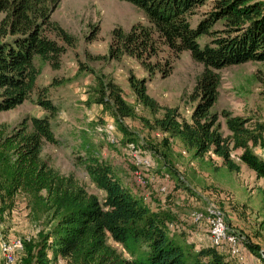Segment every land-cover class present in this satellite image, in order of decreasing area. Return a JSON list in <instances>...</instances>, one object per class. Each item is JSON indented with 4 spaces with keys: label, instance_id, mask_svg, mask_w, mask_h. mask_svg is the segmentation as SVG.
<instances>
[{
    "label": "trees",
    "instance_id": "obj_1",
    "mask_svg": "<svg viewBox=\"0 0 264 264\" xmlns=\"http://www.w3.org/2000/svg\"><path fill=\"white\" fill-rule=\"evenodd\" d=\"M59 1L0 0V112L22 103L34 90L37 104L48 112L24 118L10 130L0 124V213L11 211L20 194L28 215L41 218L42 224L35 236L22 241L19 264H54L59 258L65 264H229L216 247L196 246L177 229L170 232L169 225L176 223L172 210L160 204L151 210L106 160L90 153L82 162L91 182L103 193L99 198L71 173H60L42 158L43 144L55 141L50 119L57 108L45 95L47 87L36 85L40 68L34 58L58 67L65 47L51 34L67 45L74 42L72 34L50 18ZM126 1L144 11L148 24H132L128 30L114 26L108 57L129 55L151 75L159 65L157 60L150 62L159 45L175 57L188 51L202 65L191 92L195 103L189 118H181L177 107L160 105L146 93L145 79L133 74L128 81L135 101L151 119L137 116L120 86L99 75H95L90 102L109 111L124 143L129 140L136 147L122 120L137 117L165 139H178L193 158L217 157L233 172L242 162L264 180V122L227 109L211 111L219 69L247 61L264 63V0ZM205 4L208 8L192 25V17ZM206 35L210 39L200 46L198 39ZM170 67L163 63L161 75L166 76ZM259 193L264 208V187Z\"/></svg>",
    "mask_w": 264,
    "mask_h": 264
},
{
    "label": "rangeland",
    "instance_id": "obj_2",
    "mask_svg": "<svg viewBox=\"0 0 264 264\" xmlns=\"http://www.w3.org/2000/svg\"><path fill=\"white\" fill-rule=\"evenodd\" d=\"M207 8L205 4L197 9V14L192 17V25ZM50 18L72 34L74 42L67 45L54 33L51 34L65 47L60 54L58 67H53L48 60L34 58L40 68L36 85L38 88L47 87L45 95L57 108L50 119L55 141L43 144L42 158L60 173H71L89 193L99 198L103 193L91 182L82 162L90 153L106 160L115 168L124 184L159 202L161 206L170 208L176 223L169 227V231L177 229L195 245L199 241L192 238L193 227L204 228L208 244L209 234L206 216L194 223L192 214L203 212L208 204L214 205L223 212L229 229L236 235L244 236L240 246L245 254L246 248L250 252L253 250V256L264 264V208L259 193V188L264 187L262 178H256L254 172L242 162L239 163V170L233 172L223 166L217 157L205 155L201 159L193 158L178 139H165L156 130H149L139 118L126 117L122 124L132 132L129 136L136 139L135 154L150 162L149 169L145 171L147 184L141 187L133 178L136 166L131 162L134 150L129 146V140L126 143L122 141L123 135L109 111L103 110L99 103L90 102V90L95 75H99L102 80L110 79L120 86L123 98L134 107L137 116L151 119L148 110L135 101L128 81V75L133 74L145 79L149 96L160 105L177 107L181 118L188 119L195 103L191 92L202 65L193 61L188 51H181L175 57L164 45L158 46L157 56L150 61L154 63L157 60L159 64L153 67L151 75L129 55L109 58L108 45L114 26L128 30L132 24H148L144 11L126 0H60ZM209 39L210 36H201L198 42L202 46ZM165 62L171 67L169 73L162 76L159 68ZM218 73L217 99L211 111L219 113L227 109L233 115L249 116L264 122V63L247 61L221 68ZM36 94L34 90L22 103L1 111L0 124L10 130L24 118L46 115L48 112L37 104ZM219 122L222 132L226 134L221 117ZM107 127L117 143L107 141L104 130ZM165 174L168 176L165 177ZM178 177L182 181L179 182ZM162 185L165 186L164 190L159 189ZM40 220L28 215L23 196L17 195L13 209L0 213V244L1 241L22 242L35 236L42 228ZM231 221L236 223L232 224ZM199 245L203 244L199 242ZM22 252L23 247L15 250L17 262L13 264H19ZM1 256L0 250V262L5 264ZM54 264L65 262L59 258Z\"/></svg>",
    "mask_w": 264,
    "mask_h": 264
},
{
    "label": "built area",
    "instance_id": "obj_3",
    "mask_svg": "<svg viewBox=\"0 0 264 264\" xmlns=\"http://www.w3.org/2000/svg\"><path fill=\"white\" fill-rule=\"evenodd\" d=\"M105 135L107 141L110 143H117V140L111 134L110 128H105ZM129 146L134 150L132 151L131 162L136 168L133 171V178L137 185L141 187L147 184V179L145 171L149 169L150 162L147 158L135 154L134 145L129 144ZM168 176L165 174V177ZM160 190H164L165 186L159 187ZM142 200H146V196L142 197ZM204 213V214H203ZM204 215L207 218L208 234H209V244L216 247L220 252L225 255L226 260L234 259L240 264L246 262V254L243 248L240 246V240L244 238L243 235H236L230 229L224 220V215L221 210L214 206H206L204 211L193 212L192 220L194 223H198ZM172 225H169L171 227ZM22 247V242L20 240H15L13 243L1 241V259L5 264H13L16 261L15 250Z\"/></svg>",
    "mask_w": 264,
    "mask_h": 264
},
{
    "label": "crops",
    "instance_id": "obj_4",
    "mask_svg": "<svg viewBox=\"0 0 264 264\" xmlns=\"http://www.w3.org/2000/svg\"><path fill=\"white\" fill-rule=\"evenodd\" d=\"M122 181V180H121ZM123 182V181H122ZM124 184V183H123ZM124 185H126L127 187H129V185H127V184H124ZM130 188V190L133 192V193H136V194H138V195H140L141 196V198L143 197V193L142 192H140V191H137V190H135V189H133V188H131V187H129ZM148 194V193H147ZM148 200V201H147ZM149 200H150V198L147 196L146 197V200H144L143 202L151 209V210H156L157 209V204H160L159 202H155L154 200H150V202H149ZM152 205L153 207L151 208L150 207V205ZM161 208H163V206H160ZM229 220V219H228ZM230 221V220H229ZM231 223L233 224H235L236 222H233V221H231ZM238 228L239 229H242L239 225H238ZM193 229V236H192V238L194 239V241L196 240V242H201L203 245H208V239H207V234H205L203 231H205L204 230V228H202V227H193L192 228ZM199 242H198V245L196 244V246H199ZM247 250V251H246ZM246 262L244 263V264H260L259 263V261H258V259H256L254 256H253V251H249L247 248H246ZM228 263L229 264H240V263H238V262H236L234 259H228Z\"/></svg>",
    "mask_w": 264,
    "mask_h": 264
}]
</instances>
